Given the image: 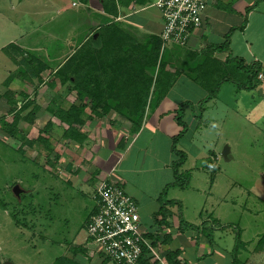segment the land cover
<instances>
[{"label":"crops","instance_id":"0c3cea01","mask_svg":"<svg viewBox=\"0 0 264 264\" xmlns=\"http://www.w3.org/2000/svg\"><path fill=\"white\" fill-rule=\"evenodd\" d=\"M152 2L153 0H70L56 6L55 14L50 20L54 22V32L35 33L36 35H32L33 42L25 40L24 35H18L17 38L5 36L0 52L11 49L17 56V63L12 71H7L8 74L2 81L0 113L8 122V111L14 108L11 100L16 101L17 110L21 105V95H27L30 100L34 98L38 105L34 123L20 121L17 128L26 141L34 140L39 136L40 130L48 128L41 136L44 139L48 137L46 140L51 151L44 148V144L39 146V150L23 144L22 151L31 158L35 151L36 157L45 160L40 163L43 168L50 172L55 170L62 180L68 185L77 186L79 191L83 185H89L93 194L96 183L101 179L116 182L136 203L142 230L146 234L163 237L165 242L155 247L160 256L165 251H177L178 260L186 264H207L204 262L207 257L211 259V264H217L215 260L218 261V258H222L223 263L226 260L225 264H230L228 254L212 246L199 233L196 239L187 236L181 228V219L173 213L172 206H178L182 201L179 194H171L168 188L174 191L178 188L174 184L177 175L174 169L177 163L176 148L180 147L178 152L182 154L186 138L185 132L182 138L174 142L182 131L176 122V115L181 108L184 114L193 105L201 108L200 103L206 97L207 89L197 82L195 69L205 63L212 71L224 69L227 61L232 62V58L244 65L257 63L261 68L264 84V0H209L202 15L201 28L190 35L186 45H160L158 61L150 67L151 59H148L143 64L144 68L146 66L144 72H141V59L136 55L145 56L149 49L155 48L152 38L160 40L162 29L159 12L151 6ZM19 3L20 0H17L15 6ZM15 6L11 3V8ZM40 14L43 15V12ZM108 24L129 39L124 41L125 47L133 54L132 57L140 68H136L135 63V69L131 72L123 67L111 68L112 72H116L104 76L100 87L97 86L99 89L95 88L102 97H111L105 107L108 108L107 114L102 117L92 115L86 100L83 103L84 123L73 124L67 130V125L60 122L56 114L59 111L63 113L71 106H79L76 91L65 92L55 87L52 90L56 97H53L54 102L42 104L39 98L44 97L47 92L42 86H47L52 81L58 66L84 42L92 39L94 34L98 35L100 27ZM8 25L9 29L6 25L5 32L14 28L11 21ZM3 32L4 29H1V36ZM47 39L51 40L53 46L51 55H44V43ZM221 46H225L223 51H215ZM121 53L123 54V50ZM26 56L47 66L38 76L41 83L36 84L31 92L25 91L24 87L34 86L35 78L31 79V84L24 80L25 70L20 62ZM160 62L165 64V68L156 89L154 82ZM11 74L13 79L6 86L5 82ZM148 79L152 84L146 91L144 84ZM171 79L173 80L169 85L168 81ZM146 92L144 114L138 131L134 133L133 123L125 114L139 110V98L145 96ZM25 113L26 111L22 116ZM66 132L70 134L63 139ZM29 149L32 150L31 153ZM161 201L174 202L173 205L166 206L167 214L163 220L154 218ZM94 211L96 204L91 213ZM91 213L85 217L83 230ZM180 216L183 217V213ZM185 223L194 225L189 220H184ZM85 239L86 236L79 246L73 243L72 247L81 250L76 251L74 258L79 264H105L98 255L90 253L85 247ZM66 253V257L73 254L71 251Z\"/></svg>","mask_w":264,"mask_h":264},{"label":"rangeland","instance_id":"374dc122","mask_svg":"<svg viewBox=\"0 0 264 264\" xmlns=\"http://www.w3.org/2000/svg\"><path fill=\"white\" fill-rule=\"evenodd\" d=\"M67 1L70 0H20L11 8L10 0H0V31L4 29L0 45L9 35L13 38L24 35L25 40L33 42L32 35L38 32H54L51 17L56 6ZM9 21L16 30L5 32ZM44 45V55H51V40L47 39ZM16 57L9 48L0 52V91L7 71L15 67L11 58ZM234 65L232 62V75L230 67L224 73L219 68L217 77H231L232 83H220L213 97H208L207 90L201 108L193 105L183 115L187 126L182 152L185 160H181L177 147L175 162L179 164L174 167L177 174L174 184L178 188L168 191L179 194L182 201L172 207L187 236L193 239L198 233L209 236L212 246L228 254L230 264L233 254L241 264H264V248L260 250L258 246L264 235V84L262 79L263 95L259 89H243L240 86L245 82V74L235 72ZM36 84L27 85L24 90L31 92ZM42 87L47 89L46 95L39 98L42 104L56 98L54 88ZM2 118L4 115L0 113ZM66 134L63 139L70 133ZM20 144L0 130V264H53L55 259L68 255L66 252L74 242L79 246L86 236L82 225L95 205L93 194L89 185H83L79 191L55 170L43 168L40 163L45 160L36 157L35 151L34 159L31 158ZM39 146L43 144L37 142L34 148L39 150ZM224 146L229 148L228 161L220 157ZM14 185L23 191L21 200L12 193ZM14 211L23 226L15 225L11 216ZM184 220L193 221L194 225L187 223L190 225L187 227ZM204 259L211 264V259ZM225 261L215 260L217 264Z\"/></svg>","mask_w":264,"mask_h":264},{"label":"trees","instance_id":"16d2710c","mask_svg":"<svg viewBox=\"0 0 264 264\" xmlns=\"http://www.w3.org/2000/svg\"><path fill=\"white\" fill-rule=\"evenodd\" d=\"M98 37L95 40L88 39L86 42H84L81 47L72 54L69 58H67L62 65L58 66L55 72L53 73V79L51 82L47 83V86L51 89L58 87L60 89H63L65 92L70 91H76V97L77 100L80 102L79 106H71L68 110L64 111L63 113L61 111L57 112V118L60 120V122L67 125V130L72 128L73 124H82L84 123V119L82 116L84 115V101H88V105L91 111V114L96 117H102L107 114V100L111 97L109 96H101V93L99 91H96L95 88L99 89L97 86L100 87L101 85V79L104 78V76H107L109 74H113L116 72L111 71V68H117V67H123L126 70H130V72L136 68H138L140 65H137L138 62L133 59V54L130 52L128 48L125 47L124 41L129 40L125 35L120 33L114 26L111 24H108L106 26L100 27L98 30ZM154 40V47L149 49L145 56L144 54H137L136 56L141 59V72H144L145 68L143 67V64H146V61L148 59H151L150 67H153L154 63L158 61L159 58V50L161 41L156 40L155 38H152ZM225 49V46H221L220 48H216L215 51H223ZM123 50V54L121 53ZM142 53V52H141ZM23 56V55H22ZM14 63H17L16 58H11ZM139 59V60H140ZM24 60V62H23ZM138 60V59H137ZM21 64L25 70L24 72V80L27 83H33L31 79L35 78L36 83L39 85L40 79L39 74L42 71H45L47 69L46 65H43L40 63L37 59L32 58L31 56L24 57L21 61ZM232 62L235 63L234 70L235 72L237 70L242 71L245 74V82L240 87H242L245 90H255L259 89L261 86L260 80L258 79V75L260 74L261 68L257 63H250L244 65L243 62H240L236 59L232 58ZM232 62L227 61V63L224 66L225 68H229V74L232 75ZM133 63H135V67H133ZM202 66V68H201ZM208 64L200 65L195 69L197 72V82L202 85L204 88H206L209 91L208 97L215 96L216 89L220 86V83L222 82H231V77L228 76H222L221 79H218L217 77L219 74L218 70H210L211 67H208ZM149 67V66H147ZM140 68V67H139ZM165 64L159 63L158 69H157V75L156 80L154 82V86L156 89H158L159 84V78L164 73ZM218 69V68H217ZM221 70L222 73L225 71ZM125 70V71H126ZM139 70V69H138ZM140 71V70H139ZM138 71V72H139ZM238 75V74H237ZM13 79V76H9L5 82V85L7 86L10 81ZM173 79L168 81V84L172 82ZM152 84L151 80L148 79L146 81L145 88L146 91H148L149 86ZM214 88V89H213ZM8 96V94H7ZM207 97V99H208ZM147 99V92L145 96H142L139 98V110L137 112H128L125 114L127 118L131 120L133 123V132H137L144 114V107L145 102ZM11 105L16 107V101L11 100ZM54 100L52 99L50 103L52 104ZM20 107L19 109L11 108L8 111V115H10L11 121H5L4 118L1 120V130L4 134H6L9 137H12L15 140H19L21 143L20 145L27 144L29 147H33L37 142H40L44 144V147L51 151L48 142L46 139L41 137V134L46 133L48 128L42 129L39 131V136H37L34 140L26 141V139L21 135V131L17 128V125L20 121H28L29 124H33L36 114L38 112V105L36 104L34 98L30 100L27 95H21L20 98ZM101 110L98 112L97 110ZM26 111L24 116H21V113H24ZM183 115L184 110L181 108L177 115H176V122L177 124L182 128V131L180 135L174 140L178 141V139L182 138L187 130V126L183 121ZM21 146L18 147V151H21ZM175 151V150H173ZM181 154V153H180ZM183 161L185 156L184 154H181ZM21 200V197L18 199ZM174 202L171 201H161V206L159 211L154 215V218H161L162 220L165 218L167 214V207L168 205H173ZM21 211L20 208H18ZM17 211H14L11 213L12 219L16 226H23V223L19 218L17 214ZM96 211L92 212L91 215H93ZM90 215V216H91ZM89 216V217H90ZM181 224V222H180ZM182 225V224H181ZM187 227H190V225L184 224ZM146 238L151 240V244L153 247H156L159 243H164L163 237L159 236L158 234H146ZM205 240L211 244V238L209 236L201 235ZM239 234L237 235L236 241L238 243ZM259 249L261 250L264 248V235L262 238L258 241ZM258 250V251H260ZM69 251H71V254L73 258H67L66 256L60 257L55 259L53 264H79V261L75 259L76 251L79 250L78 247H70ZM179 252L177 251H165L161 254V257L163 258L165 264H186L185 262H180L178 260ZM143 259L141 260L142 264H150L149 259L151 258L149 254H147L146 251L142 254ZM102 263H108L107 260H103ZM157 263V262H155ZM154 264V263H153ZM232 264H241L236 259V254L232 255Z\"/></svg>","mask_w":264,"mask_h":264},{"label":"built area","instance_id":"2783aa9c","mask_svg":"<svg viewBox=\"0 0 264 264\" xmlns=\"http://www.w3.org/2000/svg\"><path fill=\"white\" fill-rule=\"evenodd\" d=\"M209 0H153L162 21L161 47L185 46L190 35L202 26ZM262 80V75H258ZM213 169L212 165L208 166ZM96 212L85 226V247L111 264H142L144 251L149 263L164 264L160 253L142 230L136 203L114 181L99 180L94 188Z\"/></svg>","mask_w":264,"mask_h":264},{"label":"water","instance_id":"95a60500","mask_svg":"<svg viewBox=\"0 0 264 264\" xmlns=\"http://www.w3.org/2000/svg\"><path fill=\"white\" fill-rule=\"evenodd\" d=\"M10 1H11V3H12L13 6H15L16 3H17V0H10ZM97 36H98L97 34H94V35L92 36V39L95 40V39L97 38ZM259 92H260V94H262V89L259 88ZM220 157H221L223 160H225V161H228V160L231 159L228 146H224V148L222 149V151H221V153H220ZM12 193H13V195H14L17 199H19L20 196H21V194H23V191L20 190V188H19L18 185H14V186L12 187ZM5 264H7V263H5Z\"/></svg>","mask_w":264,"mask_h":264}]
</instances>
